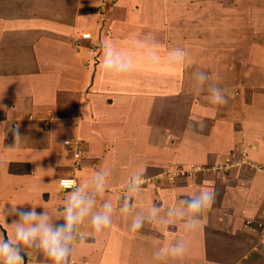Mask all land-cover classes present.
I'll return each instance as SVG.
<instances>
[{
  "label": "rangeland",
  "instance_id": "374dc122",
  "mask_svg": "<svg viewBox=\"0 0 264 264\" xmlns=\"http://www.w3.org/2000/svg\"><path fill=\"white\" fill-rule=\"evenodd\" d=\"M47 1L13 0L12 12L16 15L17 9L19 14L28 13L27 18L30 21L38 20L36 27L38 24L40 27L42 23L49 24L48 13H58L53 12V9L58 7L57 2L58 8L61 9L64 4L79 2L78 9L81 12L78 15H81V24H76V29L68 24L63 25L62 32L54 35H48L50 31L47 27L36 28L38 30L35 29L32 36L35 32L40 33L39 30H45L44 37L51 36L53 39V36H58L59 40L54 38L57 43L54 40L41 39L40 46H45L49 56L43 57L39 68L35 70L44 76H55L64 72L72 73L73 77L81 74L84 78L89 73L91 77L95 76V73H102L104 79H109L112 75L104 74L100 64L103 46L111 43L117 51L131 60L130 69L116 75L119 76V85L126 91V95H122L124 99L120 97L116 104L112 95L96 98L100 99V102L104 100L103 110L100 103L94 105L91 102V92L96 84L93 83L94 79L90 78L91 83L82 81V88L67 91L74 94L75 101L67 100L66 103L56 105L51 97L59 94L57 91L54 93L53 87L56 83L51 87V78L45 77L46 86L40 97H34L33 92L24 95V86L20 85L21 78L24 72L30 70L21 65L14 67L11 73L12 87H8V93L0 92L4 94L0 95V98L4 99L5 94L9 98L8 102H0V128L6 133L4 137L0 135V174L6 170L9 173L19 171L25 174L29 165L14 163L15 157L28 148H32V151L37 148L42 150L43 165L48 166L44 177L57 178L58 185L55 188L58 189V194L51 188L40 187L45 201L51 193L63 200L66 191L91 180L96 171L107 169L110 174L107 177L106 191L99 199L113 202V215L118 221L115 227L125 229L128 239L131 237L129 242L121 238L119 249L112 248L114 254L118 252L123 256L130 251L132 256L129 257L128 263L197 264V257L188 253L190 250L200 252L197 249V239L202 233L201 226L214 223L218 229L222 227L223 219H226L227 223L234 222L235 228L234 225L227 227L224 232L236 233L237 258H240L239 254H243L244 249L259 242L247 240V227L244 223L248 222L249 225L253 219L251 217L256 216L255 211L261 208L259 206L257 210L249 209L241 203V199L246 197L241 187H246L254 181L253 177L257 172L264 170L263 163L251 157L253 155L250 154L251 148L249 149L247 142V133L253 132L258 122L259 127L264 128V125L261 126L263 117L259 113L261 109L264 111V14L258 19V16L254 15V12L259 11L264 13V5L261 4L264 1L203 0L201 3L204 4L201 5L195 0H189V3L187 0H154L155 6L152 10H161L162 17L164 13L171 15V10L181 14L182 18L173 16L171 19L176 33L180 34L173 38L165 34L166 26L154 28L158 29L154 31L149 27L144 30L143 26L140 30H134V16L125 18V21L122 19V22L112 21L114 16L110 17V14L113 10L118 11V8H130V12L140 16L137 21L143 20L146 11L137 12L138 2L134 0H51V7L47 6ZM172 3L175 6L170 8ZM166 10L168 12H164ZM42 13L46 15L42 16ZM60 14L67 17L64 11H60ZM131 18L134 20L131 21ZM249 22L255 24L253 29L248 30ZM31 25L35 23L30 22L29 26ZM27 34L29 40L32 36ZM166 44L168 46L164 47ZM37 48L38 46L34 51H37ZM175 48H182L187 56L182 64L168 65L166 62L171 61V53ZM149 50L155 52V57H149ZM168 67L171 68L167 70ZM197 70L208 73L209 84H217L223 88L226 104L212 105L206 99V91H194L193 73ZM3 71L2 65L0 75ZM130 82H133L134 86H130ZM28 84L30 86L32 81H28ZM202 100L205 109L198 110ZM4 102L8 104L7 112ZM252 114H255V119ZM97 115L104 121V133L103 127L96 128L92 125L94 116ZM218 120H222L223 126L229 127L232 136L236 137V143L224 147L223 150L214 142L219 141L216 139L218 133H213L212 125L219 124ZM56 123H59L57 126L60 128L54 126ZM120 130L129 133L125 135ZM51 132H54L58 141L63 140L58 149L57 144L53 149L50 147ZM17 133L21 141L15 145ZM248 134L257 137L255 133ZM134 135H138L137 138H133ZM98 140L97 144L95 141ZM145 151L150 152L146 154L149 156L145 157ZM77 152L80 154L76 157ZM100 160L102 163L99 164ZM75 161H78V164ZM88 166H92V173L84 175ZM141 168H146V182L142 191L133 198L132 212L128 215L121 214L116 207L117 202L123 195L128 180ZM12 186L10 181L0 182V187H4L3 194L9 199L8 211L5 213L14 218L16 213L12 208H27L20 205L19 197L23 191L20 187ZM60 187L62 191L59 190ZM203 188L214 191L215 200L212 207L204 211L202 224L197 231L185 234L179 225L169 230L153 222L146 223L138 233L130 232L135 214H147L153 204L158 205L163 214L167 208L177 203L178 198L190 197ZM17 193L18 196L15 195ZM5 195H2L3 201ZM144 196L147 197L145 200L139 199ZM49 208L44 205L43 210ZM57 209L59 208L56 207ZM258 214L260 215V212ZM0 234L11 239L13 230L0 222ZM254 235L257 239L262 237V233L257 229ZM135 236L137 240L133 242ZM181 236L187 241V251L182 257H168L161 261L155 259L154 252L157 248L170 244ZM254 246L256 250L250 259L256 263L263 250L259 243ZM26 250L30 252L24 253L25 264H34L36 251ZM39 258L44 264L42 254ZM112 258L116 259L109 253H104V264H112ZM248 262L251 264L249 258ZM47 263L51 264L50 261ZM244 263L246 262L242 261V264Z\"/></svg>",
  "mask_w": 264,
  "mask_h": 264
},
{
  "label": "crops",
  "instance_id": "0c3cea01",
  "mask_svg": "<svg viewBox=\"0 0 264 264\" xmlns=\"http://www.w3.org/2000/svg\"><path fill=\"white\" fill-rule=\"evenodd\" d=\"M12 1L13 0H0V67H2V65L4 66V71L0 75V92L3 91V92L8 93L9 88L12 87V84H10L12 82V79H13L12 75H11L12 69L14 67H18V65H21V67L23 66L24 68H27L30 70V72H24L23 73L24 75L21 78L22 84H20V85L24 86L23 91H22V93L24 95H27L26 93H28V92L29 93L33 92L32 95L34 97H40L44 93V89L46 86L45 77L48 76L49 78L52 79V86L51 87H53L54 83H56V85H54L53 89H54V93L57 91L58 92L57 94H59V95H56L55 97H54V95H52L53 97H51V98H53V102L56 105H59V104L61 105L62 103H66L67 100L75 101L74 94L72 92H67V91L68 90H75V89L78 90V89L82 88L83 87L82 81H85V83L87 81H89V83H91L90 78H93L94 79L93 83L96 84L94 90H92V92H91V96H93V98H91L92 104L96 105V104L100 103V107L104 110V100L100 102L99 101L100 99L98 100L96 98H99V97L106 98L109 95H112L113 96L112 100L114 101L115 104L120 99V97H122V100L124 99V96H122V95H126V91L120 87L119 76H116V75H112V77L110 76V78H109L110 80L108 78H107L108 79L107 80L106 78L104 79L102 73L101 74L95 73V76H93V77H91V73H89V75L87 74V77L84 78L83 76H81V74L78 75V77H73L72 73L71 74L70 73L64 74V72H62L59 75L55 74V76H54V74L44 76L43 73H39L38 71H36L35 69L39 68V62H41V59L43 57L49 56L46 53L47 51L45 50V46H40V44L42 43L41 39H45V40L47 39V40H51V41L54 40L58 43V41L54 39L56 37L58 38V36H53V39L51 38V36L44 37V36H46L45 30H39L40 33L35 32L32 36V33L40 25V24H38V26L36 27V25L39 21L38 20L30 21L29 18H27L28 13H26L25 15L23 13L19 14L17 12V9L15 10V13H16V15H15L12 12V7H11ZM43 1L46 3V0H43ZM134 1L138 2L139 8L137 9V12H140V10L141 11L143 10L144 12L146 11L145 17L143 19L144 21L143 20L137 21V18H139L140 16L138 14L130 12V8H124L123 10L118 8V11L113 10L110 14V17L114 16L112 21L115 22L117 20L119 22H122V19L125 21V18L134 16L135 20L133 18L130 19L131 21L134 20V22H133V29L134 30H138V29L140 30L141 27L143 26L142 29H144V30L148 29V27H149V28H152V30L154 31V30H158L160 28V26H161V28H163V26H166L167 30L164 29V31H165V34L167 33L169 38H173L175 35H180V34L176 33L177 31L172 26L171 19L173 18V16L175 18L180 19L181 14H179V13L176 14V13L172 12V10H171V15L169 13H164L163 17H162V15H160V13L162 12L161 10L160 11H159V9H154L155 11L152 10L153 6H155L154 2H153L154 0H134ZM187 1L189 3V0H187ZM196 1L200 2V3L203 2V0H195V2ZM261 1H264V0H261ZM203 4L204 3H201V5H203ZM261 4L264 5V2H261ZM79 5H80L79 2L77 4H64V6L62 7L63 9H61V8H58L59 4L57 2L58 7H56V9H53L54 10L53 12H55V13L58 12V13L55 15L53 13H51V14L48 13V18H49L48 23L49 24L42 23V25L40 27H47L48 30L51 32V33L49 32L48 35H54L57 32L61 33L63 30V29H61V27H63V25H66V24L70 25L71 27L73 26L72 28H75L76 24L77 25L81 24L80 23L81 20H79L81 15H78L81 12V10L78 9ZM47 6L51 7V0L47 1ZM72 6H74L75 8L73 9ZM174 6H175L174 3H172L170 8H173ZM133 7H135V5H133ZM167 10L170 11V9H167ZM167 10L164 12H168ZM60 11H64L66 13L67 17H63L62 14H60ZM256 11H258V10H256ZM262 14H264L263 11L254 12V15L258 16V17H256V19L260 18ZM41 15L44 16L46 14L42 13ZM26 18L28 19V22H27ZM30 22L35 23V25L29 26ZM176 25H177V23H176ZM247 25L249 26L248 27V30H249L250 28L253 29L252 26L255 24L249 22V24H247ZM145 26H147V27H145ZM229 26H231V25H229ZM154 28H158V29H154ZM36 30H38V29H36ZM52 31H54V32H52ZM27 33L30 34V36H32L31 38H29V40L26 37ZM23 38H25V40ZM58 40H59V38H58ZM171 41H173V39H171ZM177 41H176V45H177ZM261 41H263V39ZM50 44L51 43H48V45H50ZM167 44L163 45V46L167 47L168 46ZM37 46H38L37 51H34ZM48 47H51V46H48ZM33 52H35V53H33ZM166 63H168V65H169L171 63V61L169 60V62L167 61ZM262 65H264V64H262ZM170 68L171 67H168L167 70H169ZM7 74H9V75H7ZM212 74L214 77L216 76L214 73V70L212 71ZM74 76H76V75H74ZM28 81H32V84L30 86L28 84ZM58 86H60V88ZM104 86H105V88H104ZM106 86H108V87H106ZM130 86H134L133 82H130ZM150 91H152V88ZM0 95L3 96L4 94L0 93ZM5 97H6V100H5ZM5 97H4V99L0 98V102H1V100L8 102L9 98H7V94H5ZM6 102H4L5 112H7V110H8V104ZM203 102H204V100H202V102L200 104L201 106L199 105L200 107L198 108V110L205 109ZM134 103H136L135 99H134ZM135 108H136V106H135ZM33 109H36V108L33 107ZM227 109H230V108H227ZM204 111H206V110H204ZM57 112H59V111H57ZM134 112L136 113V111H134ZM208 112L210 113V111H208ZM259 113L263 117V120L261 123L262 124L261 126H263L264 125V111L261 109V110H259ZM252 116H253V119H255V114H252ZM249 117H250V115H249ZM139 120L142 121L144 119H142V120L139 119ZM218 121L222 122V120H218ZM221 122H219V124H213V128H214L213 133L214 134L218 133L217 134L218 137L216 139H218L219 142H216V141H214V142H216L218 147L222 148V150H223L227 146L233 145L234 143H236V137L233 136V138H232L231 129L229 127L223 126L224 124H222ZM58 124L59 123H56L54 126L60 128L59 126H57ZM92 125L96 128L103 127L102 129H103V133H104V131H105L104 121L101 120L100 115L94 116V123ZM259 125H260V123L258 122L256 129L253 132L249 131L248 133H255L258 138L259 137H262V138L258 139L257 137L250 136L247 133V135H248L247 136V142L250 145L249 149L251 148L249 150L250 154L253 155L251 157H254L256 160L261 161L264 165V128L263 127L260 128ZM109 128H110V126H109ZM217 128H218V130H217ZM215 129L217 131H215ZM229 130H230V132H228ZM120 132L124 133L125 135H127L129 133V132H124V130L123 131L120 130ZM131 133H133V132H131ZM228 134L230 136L229 139L227 136ZM137 136L138 135H134L133 138H137ZM226 136H227V139H226ZM224 138H225V140H224ZM231 139H232V142H231ZM226 140L230 141L231 143L226 142ZM95 142H97V144H98L99 140L95 141ZM220 142L222 143L221 145H220ZM49 144H50V147H52V149L57 144V149H58L63 144V140L61 139L60 141H58L54 136V132H51V134L49 135ZM224 146H225V148H224ZM22 150L23 149H21V152H22ZM32 150H33L32 148H30V149L28 148L27 151H25L24 153L23 152L20 153V156L18 154V156L15 157L16 161H14V163L19 162V163H22V165L28 164L29 165L28 172H26L25 174L24 173L15 174V173H9L7 170L6 171L4 170L5 173L1 172V174H0V182L2 180L3 181L7 180V181H10L13 183L12 187H20L19 189L21 191H23V193H21L22 195H20V197H19L20 205H21V207L22 206L26 207L27 209H25V210H28L33 206V207H37L36 210L38 212H42V211H44L43 210L44 205H47L50 208L48 210H45V211H47L54 219H58L59 218L58 209L56 210V207H58L60 209L62 207V201L63 200L60 199V196L56 195V194H58V193H56V191H58V189H55L58 186L57 185V178L44 177V174L46 173L45 171L48 170V166L43 165V155H42L43 152H42V150H39L38 148H37V150H34V151H32ZM146 150L149 151L148 149H146ZM147 151H145L143 153L145 155V157L149 156V155H146V154L150 153V152L147 153ZM100 163H102V160L99 161V164ZM102 167H104V166H102ZM87 168H88L87 170H84L85 171L84 175L85 174L88 175V173H92L91 172L92 166H91V168L89 166ZM111 168H114V167L111 166ZM132 168L134 169V167H132ZM49 171H51V169H49ZM80 174H81V172H80ZM253 178H255L254 181H252L250 184H247L246 187H241L242 191L244 192V195L246 196V197L241 199V203L244 204L245 206H247L249 209H256L257 210L259 206L261 208V210L259 209V210L255 211L256 216L251 217L253 219L249 225H248V222L244 223V225H246V227H247L246 228V231L248 233L247 240L252 239L253 242L259 240V242H255V243H259L262 245L263 251H262V253H260V257H258L256 259V263H255V261L253 262L250 259L252 257L251 254H253V252L256 250V248L254 246L255 243H253V245H251L250 248L244 249L243 254H239V255H241L240 258H237L238 250H237V241H236L237 239L235 236L236 233L234 231H230V232L228 231L229 233L224 232V230L227 227H229V228L232 227L234 225V222L231 221L232 223L231 222L227 223L226 219H223V223H222V227H224L223 230H222V227L217 229L214 223L213 224H203V226H201L202 233H201V236L197 239V243H199V246L197 247V249H199L200 252H198L197 250L196 251L190 250V253H188V254L195 255L197 257V264H242V261L246 262L244 264H248L249 263L248 258H249L250 262L252 261L251 264H264V170L262 172H259V173L257 172ZM54 179H56V180H54ZM40 187H48V189H50V188L53 189L52 191H54L56 193L55 194L56 196L51 193L48 200L44 201V199L42 198L44 193ZM0 190H1L0 191V194H1L0 206L2 208V211L4 210V212H6V211H8V202L7 201L9 199H7L8 197L5 194H3L4 187H2V188L0 187ZM59 190L62 191V187H60ZM258 193H259V195H258ZM2 195H5L4 201H3ZM15 195L18 196L19 194L17 193ZM146 198L147 197L144 196L143 198L141 197L139 199L145 200ZM144 200H142V201H144ZM233 203H235V202H233ZM51 206L53 207V209H51ZM258 212H260V215L258 214ZM14 215L16 216L14 218L12 216L8 217V215H7L6 222H9V225H11L15 220L18 219L17 214H14ZM247 218H249V217H247ZM0 222L3 223L2 220H0ZM55 223L62 224L63 220H58ZM115 223L118 224V221L115 220L114 215H113L111 225L105 227L102 231H100L98 233L93 232L91 235H89V237L87 238V240L85 242H83V243L77 242L76 244H74L72 253L69 257V261H70L69 264H104V253L107 255L109 253L110 256H113L116 258V259L112 258L115 262V263L111 262L112 264H119V263L131 264V262L130 263L127 262L129 260V257L132 256V253H130V251L128 252V254L123 256V254L119 255L118 252H116L114 254V252L112 250V248L113 249L114 248H117V249L120 248L121 244H120L119 240L121 238H124L123 241H128V242H129V239L131 238L130 237L128 239V236H127L125 229L121 230L122 228L115 227ZM233 228H235V225ZM256 229L258 232L262 233V237H261V235H259L261 237L259 239H257V237H255L256 235H254V232H256ZM81 231H91L90 226L85 224L84 226L81 227ZM136 240H137V236H135L133 238V242H136ZM123 241H121V243ZM26 249H30V248H25L24 253L30 252V251H27ZM30 250H32V249H30ZM40 255L41 254H39L38 252L35 253V255L33 257V259H34L33 263L34 264H42L41 263L42 259L39 258ZM125 262H127V263H125Z\"/></svg>",
  "mask_w": 264,
  "mask_h": 264
},
{
  "label": "clouds",
  "instance_id": "9594fccd",
  "mask_svg": "<svg viewBox=\"0 0 264 264\" xmlns=\"http://www.w3.org/2000/svg\"><path fill=\"white\" fill-rule=\"evenodd\" d=\"M151 38V37H149ZM149 57L155 52L149 50ZM187 53L182 48H175L171 53V63L182 64ZM101 71L106 75H119L131 67L128 56L117 51L111 43L103 46ZM194 91L207 92L206 99L210 104L219 106L227 103L224 90L217 84H209L208 73L197 70L193 73ZM6 133L0 128V135ZM21 141L17 133L15 145ZM146 168L139 169L127 182L125 191L117 202L119 212L128 215L133 209V198L142 191L146 182ZM107 169L96 171L91 180H86L64 193L62 207L58 209V219H54L47 211L38 212L37 207L21 210L17 207L12 211L18 219L11 225L6 223L7 213L0 211V220L13 229L11 239L0 234V264H25L24 249L30 248L42 254L44 264H68L73 245L83 243L93 232L98 233L111 225L114 205L111 200H100L105 194ZM215 200L214 191L203 188L190 197L178 198L177 203L161 214V208L153 204L147 214H135L130 225V232L138 233L146 223H157L165 229H173L179 225L185 234L197 231L202 224V216L206 209L212 207ZM63 220L62 224L55 223ZM85 224L91 231H81ZM187 251V241L181 236L174 242L159 247L154 252L157 261L168 257H182Z\"/></svg>",
  "mask_w": 264,
  "mask_h": 264
},
{
  "label": "bare ground",
  "instance_id": "6f19581e",
  "mask_svg": "<svg viewBox=\"0 0 264 264\" xmlns=\"http://www.w3.org/2000/svg\"><path fill=\"white\" fill-rule=\"evenodd\" d=\"M218 122H221V121H218ZM213 126V125H212ZM216 130V129H215ZM217 130H218V128H217ZM216 130V131H217ZM228 132H230V130L228 131ZM228 136V139L230 138V136H229V134L227 135ZM227 136H226V139H227ZM207 137V136H206ZM232 138H233V136H232ZM224 140H225V138H224ZM223 141V140H222ZM226 142H229V143H231L232 142V139H231V142L230 141H227L226 140ZM216 143V142H215ZM219 144V143H218ZM222 143H220V145H221ZM226 144V143H225ZM225 147V146H224ZM146 225V224H145ZM142 250V249H141ZM143 254V253H142ZM153 263V262H152Z\"/></svg>",
  "mask_w": 264,
  "mask_h": 264
},
{
  "label": "trees",
  "instance_id": "16d2710c",
  "mask_svg": "<svg viewBox=\"0 0 264 264\" xmlns=\"http://www.w3.org/2000/svg\"><path fill=\"white\" fill-rule=\"evenodd\" d=\"M10 173L22 174L23 172H19V171H17V172H16V171H13V172H12V171H11Z\"/></svg>",
  "mask_w": 264,
  "mask_h": 264
},
{
  "label": "built area",
  "instance_id": "2783aa9c",
  "mask_svg": "<svg viewBox=\"0 0 264 264\" xmlns=\"http://www.w3.org/2000/svg\"><path fill=\"white\" fill-rule=\"evenodd\" d=\"M80 152H77V154L75 153L76 157L79 156ZM76 164H78V161H75Z\"/></svg>",
  "mask_w": 264,
  "mask_h": 264
}]
</instances>
